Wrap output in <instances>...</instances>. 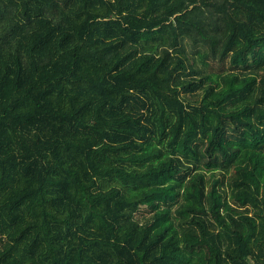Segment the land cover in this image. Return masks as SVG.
Here are the masks:
<instances>
[{
    "label": "trees",
    "instance_id": "16d2710c",
    "mask_svg": "<svg viewBox=\"0 0 264 264\" xmlns=\"http://www.w3.org/2000/svg\"><path fill=\"white\" fill-rule=\"evenodd\" d=\"M0 264H264V0H0Z\"/></svg>",
    "mask_w": 264,
    "mask_h": 264
},
{
    "label": "rangeland",
    "instance_id": "374dc122",
    "mask_svg": "<svg viewBox=\"0 0 264 264\" xmlns=\"http://www.w3.org/2000/svg\"><path fill=\"white\" fill-rule=\"evenodd\" d=\"M140 210H141V212H144V211H145V209H144L143 207H142ZM138 213H139V212H138Z\"/></svg>",
    "mask_w": 264,
    "mask_h": 264
}]
</instances>
